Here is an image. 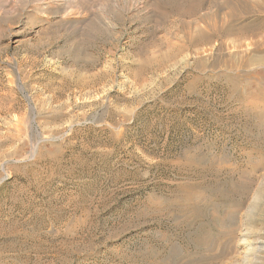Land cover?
Returning <instances> with one entry per match:
<instances>
[{
	"label": "rangeland",
	"instance_id": "374dc122",
	"mask_svg": "<svg viewBox=\"0 0 264 264\" xmlns=\"http://www.w3.org/2000/svg\"><path fill=\"white\" fill-rule=\"evenodd\" d=\"M63 5L0 0V264L264 246V0Z\"/></svg>",
	"mask_w": 264,
	"mask_h": 264
},
{
	"label": "bare ground",
	"instance_id": "6f19581e",
	"mask_svg": "<svg viewBox=\"0 0 264 264\" xmlns=\"http://www.w3.org/2000/svg\"><path fill=\"white\" fill-rule=\"evenodd\" d=\"M58 1V0H57ZM62 2V5L63 3H65L63 6L65 7V12H63V15H62V19H66V18H72V19H75V18H85L87 17L85 15V10H87V2L88 0H60ZM87 1V2H86ZM90 1V0H89ZM137 1V0H136ZM165 1V0H163ZM53 3V2H52ZM98 3V2H97ZM138 3V2H137ZM55 4V3H54ZM148 4V3H147ZM135 5V4H134ZM59 6V5H58ZM2 7V6H1ZM61 7V6H60ZM146 7V6H145ZM62 8V7H61ZM94 7H92V10H93ZM96 8V6H95ZM98 10V9H97ZM63 11V10H62ZM61 11V12H62ZM88 11V10H87ZM86 11V14L88 13ZM103 11V10H102ZM100 12V10H99ZM104 12V11H103ZM106 12V11H105ZM111 12V11H110ZM152 12V11H151ZM94 13V12H92ZM101 13V12H100ZM89 14V13H88ZM102 14V13H101ZM110 14V13H109ZM97 15V14H95ZM89 16V15H88ZM98 16V15H97ZM102 16V15H101ZM105 16V15H104ZM111 17V16H110ZM109 17V18H110ZM90 18V17H89ZM88 18V19H89ZM104 18V17H103ZM96 19V18H94ZM99 19V17H98ZM102 19V18H101ZM100 19V20H101ZM111 20V19H110ZM105 21V19H104ZM108 21V20H106ZM105 21V22H106ZM83 22V21H82ZM89 22V20H88ZM104 22V23H105ZM257 24V23H256ZM109 25V24H107ZM252 26V25H251ZM95 28V27H94ZM248 28L250 27H247V26H243L242 28H240L238 30L237 33H244L246 31H248ZM91 29V28H90ZM251 29V28H250ZM249 29V30H250ZM92 30V29H91ZM251 31V30H250ZM224 33H231V29L230 28H226L223 30ZM253 32V31H252ZM207 37L206 35V32L203 31L202 29L200 28H195L194 31H193V39L196 40V41H200L202 39H205ZM261 122L262 124H264V118L261 119ZM211 187V185H210ZM236 199V198H235ZM244 212V211H243ZM224 217V216H223ZM262 229V228H261ZM241 236V235H240ZM242 237V236H241ZM250 238H252L251 240V250H248L247 252L248 253H245L243 254L244 257L241 258L240 260H237V261H225L223 262L222 264H262L261 261H260V258H258L256 255V253L258 252L257 250L258 249H262V251L264 250V246H263V241L262 240H258L257 238H255V235H251ZM247 245V244H245ZM253 245V247H252ZM250 246V245H249ZM246 249V248H245ZM261 251V250H260ZM217 252V251H216ZM244 252V251H243ZM235 253V252H234ZM251 253V254H250ZM200 256V255H199ZM236 256V255H235ZM250 256H254L253 258H250ZM227 259V258H226ZM233 260V259H232ZM217 263V262H216ZM214 264V263H213Z\"/></svg>",
	"mask_w": 264,
	"mask_h": 264
}]
</instances>
